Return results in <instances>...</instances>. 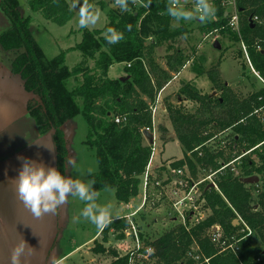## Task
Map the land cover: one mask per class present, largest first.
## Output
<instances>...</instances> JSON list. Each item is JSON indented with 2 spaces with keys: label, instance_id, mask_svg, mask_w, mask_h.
<instances>
[{
  "label": "trees",
  "instance_id": "1",
  "mask_svg": "<svg viewBox=\"0 0 264 264\" xmlns=\"http://www.w3.org/2000/svg\"><path fill=\"white\" fill-rule=\"evenodd\" d=\"M139 1L141 5L136 6L129 0L126 12L120 8L111 10L108 24L102 30L80 27L81 42L48 60L34 39L32 19L21 13L19 0H0V8L11 23V28L0 35V45L4 52L14 53L13 72L22 78L25 90L34 96L28 104L29 115L41 133H50L53 137L57 169L68 176V168L64 165L70 154L64 127L69 121L82 117L89 128L85 145L95 153L99 165V171L88 179L97 181L94 187L101 193L105 185L110 186L116 200L125 205L141 194L142 178L152 154V147L145 144V132L153 126L147 100H155L158 92L173 78L156 62V51L165 41L174 38L176 41L184 33V26L171 28L173 20L166 14L167 0H152L149 7L143 6L148 0ZM223 1L211 0L216 14L213 21L208 22L207 30L220 31L240 45L238 57L249 60L250 67L264 84V0H235L239 33L229 28L230 16ZM90 2L105 9L113 0ZM30 7L45 21L58 27L66 26L74 17L67 0H31ZM256 17L260 22L254 21ZM179 22L184 24V20ZM128 25H131V31L127 30ZM109 27L123 32L124 39L109 44L104 38ZM149 38L154 39L151 44L146 42ZM166 50L169 71L180 73L190 60L174 44ZM74 52H79L83 61L71 69L67 65V56ZM90 62L94 63L93 68L89 67ZM116 64L125 65L129 80L108 77L109 69ZM204 74L213 89L221 93L220 100H213L196 86L186 83L179 94L186 101L200 105L195 115L185 114L173 106L165 108L183 152V159L173 163L171 169L187 168L191 176L197 178L200 170L216 173L225 168L215 177L219 192L209 185L205 199L211 214L191 234L174 223L176 226L172 230L147 242L142 226L137 222V214L133 220L146 245L154 250L151 261L143 264H193L187 258L192 238L211 259L210 264H256L258 258L264 264V251L252 244L253 238L240 243L239 260L233 254L218 255L206 237V231L214 225H220L228 237L239 234L240 226L235 225L238 214L264 243V120L258 114L259 110L264 114V87L250 97L240 99L222 82L218 66ZM117 118H123L125 122L117 124ZM228 131L232 134L228 146L213 148L212 140ZM236 148L250 153L243 155L240 150L236 153ZM252 155L257 157L258 163ZM163 171H166L165 167ZM257 175L262 178V186L242 182ZM254 193L257 194L256 203ZM128 228L126 219L112 220L100 233L102 243L94 242L93 252L110 255L113 258L110 264H129L128 256H120L117 251L104 246L109 243L111 233L116 234L117 241H124Z\"/></svg>",
  "mask_w": 264,
  "mask_h": 264
},
{
  "label": "rangeland",
  "instance_id": "2",
  "mask_svg": "<svg viewBox=\"0 0 264 264\" xmlns=\"http://www.w3.org/2000/svg\"><path fill=\"white\" fill-rule=\"evenodd\" d=\"M30 1L31 0H19L21 13L23 17L32 19L34 39L44 51L48 60L56 58L57 56L66 52L67 49L73 48L81 42L82 35L79 32L80 26L78 24V8L72 7V5L76 3V0H67L74 12V17L72 21L64 27H58L50 22L45 21L40 14L35 15L36 12H34L30 7ZM228 1L230 0H226V2ZM191 2L192 0H187L188 4H185L187 9L192 11L194 15H198L195 12V6L192 7ZM79 3L82 4L83 0H79ZM137 5L140 6L138 3ZM97 8L101 12L100 20L97 24L90 25L88 27L90 30L104 29L108 24V17L110 16L111 10L116 11V9H118L114 5H108L105 9H101L99 7ZM225 9L226 13H228V16L233 13V7H231L229 4L226 5ZM211 21H213V18L210 19L209 22ZM183 23L184 24H180L179 21H177L174 23V25L172 24V29L184 26V33L177 37L176 41L175 38L165 41L163 46L158 49L155 54L158 63L165 65L167 61L166 58L169 55L166 49L170 44H174L176 48L184 52L187 59L191 60L189 65L187 64L188 62H186L185 66L181 69L185 73H183L184 77L181 78V81L177 82L179 83L180 88L183 86V84L188 83L186 75H196L197 73L200 75L199 78L202 79L199 84V87H201L199 91L203 95L212 97L213 100H220L221 93L213 89L212 84L204 74L206 71L218 66V73L222 82L226 83L240 99H246L252 94L263 89V81L258 76V74L252 70L247 59H240L238 57V52L242 49L240 45L231 41L230 37L222 35L220 31H208V22L204 23L199 19H194L192 21H184ZM10 28L11 23L0 8V32H5ZM153 40L154 39L149 38L146 40V42L147 44H151ZM216 43H219L221 47L220 50L215 48ZM78 54L80 53L75 52L68 55L67 65L69 68L73 69L83 61V58L80 57L81 54L79 57L77 56ZM203 59L206 60V62H202ZM89 67L93 68L94 63L90 62ZM124 73L127 74L126 71H124ZM192 85L194 84L192 83ZM206 91L207 93H205ZM178 96H180V94L177 96L168 95V97H163L160 104V99H158L159 96H156L155 100H147V102L151 108H157L160 105H163L165 108L168 106H173L175 108H179L185 114L195 115L196 110L200 107V105L188 102L185 100V98ZM217 111L220 113L222 112L220 110ZM157 113H161L163 115L160 107ZM258 114L264 120V114L261 110L258 111ZM152 121L155 122V116L154 118L152 117ZM262 122L264 123V121ZM173 129L171 130V133L173 132V135H175L173 138L171 137L170 130L160 127L156 141L145 139V144L152 148L153 144L156 143L158 155L160 156L161 161L164 160V162H162L158 167H155V165H158V162H155L154 167L151 168V184L148 187V199L145 206L143 207V187H141L142 196L140 195L139 199H137L135 202L131 201L130 203L131 206L134 207V211L142 207L140 211L141 213L139 212V215L137 216V222L142 226V232L145 238L148 240L147 242L160 237L176 226L172 221V217H174V215L172 214L170 207V196L173 188L171 181L173 178V169H171V165L179 161L178 159L183 156V152L177 143H169L171 141H175V138H177ZM64 132L68 141V149L70 154L69 158L71 157L76 160L75 169L68 167L67 177H79L81 179L87 180L90 176L89 173L92 175L99 171V165L96 160L95 153H92L85 145L86 137L89 132L88 125L82 117H77L65 125ZM231 140L232 134L231 131H228L218 134L212 140L211 145L214 144L212 147L215 149L223 148L228 146ZM235 150L236 153H238L240 149L236 148ZM240 152L241 154L243 153V155L250 153L244 152L243 150H240ZM252 159H255L258 163V159L255 155H252ZM151 161L153 162V158ZM236 166L238 167L239 165L236 164ZM163 167H165L166 171H163ZM232 167H234V165H232ZM211 173L212 171L200 170L198 177L193 179L195 181H200ZM257 177H259L260 180L262 179L259 175H257ZM157 182L162 183V187L157 186ZM258 184L259 186H262L261 181ZM256 196L257 194H255V203L257 202ZM98 202H111L113 204V219L122 218L123 216L129 215L133 212H129V209L120 205V203L116 200L114 190L111 192L102 193ZM84 206V202L72 196H70L68 198V202L63 205L60 224V233L62 238L58 244L55 243L53 247V253L56 257H67L69 254L73 253L71 256L65 258V264H110L113 261V258L110 255L95 254L93 252L95 243L91 245L90 249H85V251H81L82 249L79 248L83 245V243L92 239L100 232V230H97L93 224L85 221L80 216V212ZM256 208L257 207H255V209ZM143 217H145L144 220ZM97 241L102 243V236H100ZM252 244H256L261 250L264 251V243L257 235L253 237ZM104 246L108 250L110 249L117 251V253L123 257L126 256L131 249L130 243L117 241L116 234L113 233L110 234L109 243Z\"/></svg>",
  "mask_w": 264,
  "mask_h": 264
},
{
  "label": "crops",
  "instance_id": "3",
  "mask_svg": "<svg viewBox=\"0 0 264 264\" xmlns=\"http://www.w3.org/2000/svg\"><path fill=\"white\" fill-rule=\"evenodd\" d=\"M191 4L192 7L195 6L193 0ZM184 8L188 10L186 5H184ZM37 14L38 13H35V15ZM172 20V24L174 25L177 21L174 19ZM184 28L185 27H183V30ZM2 33L4 32H0V35ZM79 55L80 54L77 56L79 57ZM14 58V53L4 52L0 45V264H11V250L23 238L27 241L28 245L36 249V252L30 257L26 254L25 257L22 258V264H51V258L54 255L53 247L55 243L58 244L62 238L60 224L63 206L58 208L55 213L45 214L39 219L35 218L32 213L24 207L23 203L18 200L16 184L12 179L18 176L22 166V161L19 157L30 158L37 162H43L48 167L57 168L56 150L52 135L50 133H41L37 123L29 115L28 104L33 100L34 96L25 90L22 78L14 74L12 68ZM156 62L158 63L157 60ZM190 62L191 60L187 64L189 65ZM159 65L173 77L170 83L158 92L157 96H159L158 99H160V104L163 97H168V95L177 96L179 94L181 88L177 82L181 81V78L184 77L183 73L185 72L181 70L180 73L176 74L169 71L167 61L165 65ZM123 69L125 71V65H113L109 69L108 77L112 80H129L128 74H125ZM199 77L200 76L191 74L186 75L188 83H193L198 90L201 89L199 84L202 80ZM206 84L208 85L207 82ZM205 93H207V91ZM144 99L147 100L146 97H144ZM159 107L163 115L157 112L155 115L156 139L160 127L170 130V133L173 129L172 122L169 116H167L165 107L160 105L157 107V111ZM171 137H175L173 132L171 133ZM30 142L32 143L30 144ZM172 142L180 146L177 138H175V141L169 143ZM35 143L45 145L48 148L54 147V151H49L45 147L37 146ZM182 159L183 156L178 160ZM155 162H158V165H155ZM162 162H164V160L161 161L156 150L151 168H153L154 165L158 167ZM139 197L132 201L135 202ZM120 205L129 209V212L133 211L131 214H139L141 211V208L134 211V207L131 206V204ZM129 215L116 219H124ZM100 232L92 239L83 243V245L79 247L82 249L81 251L90 249L91 245L99 239ZM122 242L131 244V241L127 239ZM72 254L73 253L68 256ZM67 257L65 256V258Z\"/></svg>",
  "mask_w": 264,
  "mask_h": 264
},
{
  "label": "clouds",
  "instance_id": "4",
  "mask_svg": "<svg viewBox=\"0 0 264 264\" xmlns=\"http://www.w3.org/2000/svg\"><path fill=\"white\" fill-rule=\"evenodd\" d=\"M135 3L136 0H131ZM152 0L144 4V7H149ZM195 4L194 15L192 11L186 10L180 4V0H167L166 14L176 21H192L199 19L201 22H209L216 14V8L211 0H193ZM116 6L122 12L129 10V0H115ZM73 8H78V24L81 28L95 25L99 22L101 12L94 3L90 0H83V3L72 5ZM127 30L131 31V25L127 26ZM104 38L109 44H116L124 39V33L118 31L114 27H109L104 32ZM32 142H30L31 144ZM37 144V143H35ZM47 148L49 151H54L53 148H48L45 145L37 144ZM22 161V166L18 176L12 179L16 184L17 198L21 201L32 215L39 219L45 214L55 213L58 208L68 202L70 196L78 198L84 202V207L80 212V216L93 224L97 230H104L113 219V204L111 202L99 203L101 190H96L97 181L92 179H81L79 177H66L56 167H48L43 162H37L30 158L19 157ZM65 169L71 167L76 168V160L74 158L65 159ZM91 175V173H89ZM104 192H111L110 186L103 187ZM36 249L28 245L23 238L11 250V264H22V258L27 254L29 257L34 255ZM51 264H65V257L51 258Z\"/></svg>",
  "mask_w": 264,
  "mask_h": 264
},
{
  "label": "built area",
  "instance_id": "5",
  "mask_svg": "<svg viewBox=\"0 0 264 264\" xmlns=\"http://www.w3.org/2000/svg\"><path fill=\"white\" fill-rule=\"evenodd\" d=\"M137 3L141 5V2L139 0H136V6H138ZM186 3L187 0H180L181 6L184 7ZM226 3L233 7V13H231L230 15L229 28H231L232 31L239 33L240 26L239 16L236 9V1L230 0L226 2V0H224V8H226ZM112 5L119 8L118 6H116L115 0H113ZM254 21L257 23L260 22L257 17L254 19ZM243 50L246 53V48L244 46ZM258 50H261V47H258ZM151 110L153 114L152 117L154 118L157 112V108H151ZM123 121L125 122V119L123 118H117L115 120L117 124H121ZM145 133L152 134V140H157L154 121L152 130L147 129ZM155 152L156 143L153 144L150 162L147 166L146 173L142 178V187L144 189L143 207L145 206L148 199V187L151 184L150 164L153 156L155 155ZM224 169L225 168L219 170L216 173L212 172L210 175L200 181H195L192 176L190 177V173L187 168L172 170L173 178L171 179V181L173 184V188L170 196V207L172 214L174 215V217H172V220L174 223L181 226L187 233L191 234L194 228L198 227L210 216L211 212L207 206V202L205 199V191H207L210 185V188H214L216 191L219 192V189L215 183V177ZM156 184L157 186L161 187L163 185L160 182H157ZM137 214L138 213H133L124 218L129 222V228L125 231L126 239L131 241V249L126 255L129 257V264H143L144 262H150L154 254L153 248L146 245L145 241L141 236L139 226L133 220L137 216ZM236 216L237 218L235 222L237 221L238 226H240L238 236L241 235L242 237L239 238L237 235L233 237H228L220 225H214L213 227L209 228L206 231V237L208 238L212 246H214V248L217 250L218 255L233 254L237 259H239L241 252L240 243L252 239L255 234L238 214H236ZM187 258L191 260L193 264H210L211 262V259L207 258L203 254L197 240H195L194 238H192V245L187 254ZM261 263L262 259L258 258L256 264ZM240 264L243 263L240 262Z\"/></svg>",
  "mask_w": 264,
  "mask_h": 264
},
{
  "label": "water",
  "instance_id": "6",
  "mask_svg": "<svg viewBox=\"0 0 264 264\" xmlns=\"http://www.w3.org/2000/svg\"><path fill=\"white\" fill-rule=\"evenodd\" d=\"M215 48L218 49V50L221 49L219 43L215 44ZM145 138L148 139V140H152L153 139V135L149 134V133H145ZM242 182L244 184H246V185H256V184H258L260 182V179L257 176H253V177H250V178L243 179ZM235 225H238L237 221L235 222Z\"/></svg>",
  "mask_w": 264,
  "mask_h": 264
},
{
  "label": "bare ground",
  "instance_id": "7",
  "mask_svg": "<svg viewBox=\"0 0 264 264\" xmlns=\"http://www.w3.org/2000/svg\"><path fill=\"white\" fill-rule=\"evenodd\" d=\"M153 159H154V156H153ZM151 166H152V161H151V164H150V169H151Z\"/></svg>",
  "mask_w": 264,
  "mask_h": 264
}]
</instances>
